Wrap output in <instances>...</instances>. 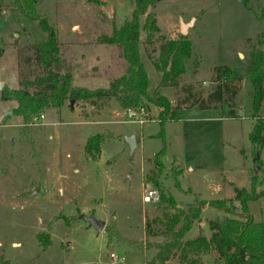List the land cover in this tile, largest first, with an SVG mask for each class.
<instances>
[{
    "label": "rangeland",
    "instance_id": "374dc122",
    "mask_svg": "<svg viewBox=\"0 0 264 264\" xmlns=\"http://www.w3.org/2000/svg\"><path fill=\"white\" fill-rule=\"evenodd\" d=\"M0 4V47L5 48L0 84L18 86L19 47L32 41L43 43L48 33L39 20L16 8L15 0H0ZM134 7L133 0H38L39 12L65 39L61 57L70 62L73 85L108 88L113 78L125 72L127 63L119 57V49L95 46L94 36L110 34L115 26L121 28L132 17ZM155 7L150 11L157 14L163 34L171 37L175 27H181L177 17L181 14L184 23L190 22L186 35L193 42L182 87L175 93L163 88L162 94L180 100L190 94L187 86L191 84L195 87L191 101L206 100L223 82L228 85L225 108L177 109L174 118L162 125L160 107L146 101L150 117L141 125L128 121L126 109L114 98L82 100L74 102L75 110L70 106L47 109L44 119L35 118L25 130L18 118L3 122L12 103L0 99V257L10 264H144L154 250L139 244L164 240L147 234L148 223L156 220L162 225L160 219L176 212L165 202H143L147 181L181 206L194 203L197 197H230L233 190L227 180L246 186L250 168L258 174L259 190H264V149L263 163L256 167L249 141L255 119L247 73L251 51L264 50V45H258L264 32V0H160ZM73 28L85 31L87 37L83 38L88 41L75 37ZM146 36L142 30L140 56L154 99L162 76L153 60L159 57L155 48L162 40L147 43ZM32 63L36 66L34 60ZM226 66L232 70L229 75L216 70ZM231 110L238 118H230ZM261 115L264 117V102ZM206 122L207 126L213 124L212 131L204 126ZM192 124L191 133L203 138L194 148L190 145ZM103 132L110 135L101 153H88V138ZM131 133L137 138L132 155L126 139ZM206 135L213 137L205 140ZM162 149L160 157L157 153ZM200 163L205 168L191 170ZM249 209L256 221L264 222V197L251 201ZM91 215L137 242L109 239L106 227L99 232L82 218ZM225 215L207 205L188 237L210 236L209 221ZM111 253L123 260L114 263ZM215 255H206L205 264H215ZM168 264H180L178 255Z\"/></svg>",
    "mask_w": 264,
    "mask_h": 264
},
{
    "label": "trees",
    "instance_id": "16d2710c",
    "mask_svg": "<svg viewBox=\"0 0 264 264\" xmlns=\"http://www.w3.org/2000/svg\"><path fill=\"white\" fill-rule=\"evenodd\" d=\"M96 1V0H91ZM159 0H133L134 11L132 17L127 19L121 27H114L110 34L103 33L97 38V43L116 46L121 57L126 61L125 72L113 78L108 88L89 89L73 85V73L70 62L61 57V43L56 28L39 12L38 0H15L16 8L33 20H39L43 29L48 33L47 41L19 47L18 59L22 66L20 71V88L3 84L0 91L1 101H12L16 106L7 109L3 114V122L21 117L25 130L35 118L50 108L60 109L71 100H97L101 98H115L120 106H145L151 101L160 107L159 120L162 125L174 118V108L170 100L162 94L166 87H182V75L186 72V61L193 54V42L189 36L180 34L175 39H166L160 34L155 13L150 11ZM0 4V13H2ZM145 17L144 22L142 18ZM147 32L146 42L153 43L162 40L158 50L159 57L154 58L156 70L161 73V83L156 89L154 99L149 95V76L145 64L140 56L141 32ZM159 34V36H157ZM258 45H264V32L260 35ZM154 49V48H153ZM5 48L0 47V59ZM33 60L35 61L33 66ZM222 75H229V67H217ZM247 73L252 85V104L255 122L249 132L252 155L256 167H261V157L264 149V117L261 109L264 102V50L254 48L249 57ZM221 77V76H220ZM220 79V78H219ZM193 85L188 96H183L181 104L197 105L205 108H218L225 106L224 91L228 85L219 82L209 97L191 101ZM186 89V88H185ZM195 90V87H194ZM228 91V90H227ZM232 95H235L233 92ZM181 97V96H179ZM215 102V103H214ZM236 116V114H231ZM163 133V131H162ZM110 133L103 132L88 138L85 150L88 153L100 154L102 144ZM163 152L157 153L160 157ZM158 163L157 165H161ZM253 168L248 171V184L246 186L233 185V198H214L211 200L196 199L188 206H181L173 197L161 194V202L169 204L176 212L160 219L159 225L155 220L148 223L147 234L160 235L163 241H149L140 243L147 250H154L151 257L144 264H168L178 255L180 264H205V256L215 252V264H264V222L256 221L249 209L251 201L264 197V190H259V178ZM238 203V204H237ZM209 205L211 208L226 213L222 218L209 221L210 236L200 235L189 238L188 233L194 224L202 218L203 209ZM109 239L117 237L124 242L136 243L122 236L114 226H106ZM0 264H10L7 259L0 257Z\"/></svg>",
    "mask_w": 264,
    "mask_h": 264
},
{
    "label": "crops",
    "instance_id": "0c3cea01",
    "mask_svg": "<svg viewBox=\"0 0 264 264\" xmlns=\"http://www.w3.org/2000/svg\"><path fill=\"white\" fill-rule=\"evenodd\" d=\"M160 2V0L158 1V3ZM158 3L156 4V6L158 5ZM156 8V7H155ZM155 13V12H154ZM155 15H156V18H157V24H158V26H159V28H160V34L161 35H163V36H165V38L166 39H175V38H177V33L179 34V31H180V33L182 34V32H181V28L182 27H179V26H176L175 27V33H173L172 35H171V37H167V35H165V34H163L162 33V27L160 26V24H159V18L157 17V14L155 13ZM178 19L181 21V25H182V22L184 23V18L181 16V14H178ZM190 17H192L193 19L192 20H194L195 22H197V17L195 16V15H191ZM190 23V22H189ZM77 27V26H76ZM72 31H74L73 32V34H75L76 36L75 37H77L78 39L80 38V39H84V40H86V41H88L87 40V38H83V37H87V34L85 33V31H82L81 30V28H78V29H72ZM57 34H58V39H59V41H60V43H61V48L63 47V41H65V39H61V37H62V35H61V32L58 30L57 31ZM107 34H109V33H107ZM96 35V34H95ZM101 34H99V35H96V36H94L95 37V39L97 40V38L100 36ZM61 36V37H60ZM34 42H37V41H32V42H29V43H27V44H25V45H28V44H32V43H34ZM85 44V43H84ZM86 45V44H85ZM94 45V44H93ZM97 45H101V46H105V47H107V48H113L112 46H110V45H107V44H96L95 46H97ZM112 51H114V49H111ZM61 55L63 56V53H62V49H61ZM120 58H121V56H119ZM17 61H18V73L20 74V71H21V68H22V66L20 65V63H19V59H18V54H17ZM18 84V86H15V85H11L10 83H9V86H11V87H14V88H20L21 86H20V83H17ZM3 85V84H2ZM168 88H170V89H172L173 90V93H175L176 92V88H174V87H168ZM178 97H179V95H178ZM169 100H170V102L172 103V105H173V108H174V112L176 113V110L177 109H193V110H196V109H202V108H200V107H198L197 105H190V104H183L182 106H180V107H176L177 106V104H176V102H177V96L176 95H174L173 97H167ZM102 99H105V98H102ZM107 99H109V98H107ZM115 99V98H114ZM89 100H91V99H89ZM97 100H99V99H97ZM80 101H82V100H79V101H77L78 103H80ZM93 101H96V100H93ZM107 101V100H106ZM117 101V100H116ZM6 102H11L12 104V106H10V107H8L7 109H9V108H12V107H14V106H16V103L15 102H12V101H6ZM65 106H70L73 110H75V108H76V105L74 106V104L72 105L71 104V101L70 102H67L65 105H63L61 108H63V107H65ZM94 106H96V104H94L93 105V107ZM119 106H120V104H119ZM120 107H122V106H120ZM214 107H210V108H205V109H213ZM224 109L225 108V106H221V107H218V109ZM6 109V110H7ZM54 109H57V108H54ZM57 110H60V109H57ZM175 113H174V116H175ZM230 114H235V112H234V110H231V113ZM46 117V116H45ZM16 118H18V119H20L21 121H23L22 120V118L21 117H16ZM228 118H229V116H228ZM230 118H238L237 117V115L234 117V116H232V115H230ZM14 119V118H13ZM195 123H198L197 121L195 122ZM207 123L208 122H206L205 123V127L206 128H209L211 131L213 130V124H210V126H207ZM210 123H212V120L210 119ZM199 125H202V124H200L199 123ZM192 126H193V124L192 125H190V133H191V128H192ZM132 134V133H131ZM213 136L212 135H210V136H207L206 135V137H204V139L205 140H207L208 138H210V140H211V138H212ZM203 139V138H202ZM202 139L201 138H199L198 137V135H196V134H193V133H191V135H190V145H191V148H194V147H196L197 145H198V143L199 144H201L202 143ZM193 158V157H192ZM202 163H203V160H202ZM202 169V168H205L204 167V165H202L201 163L200 164H198L197 165V167H193L191 170L192 171H196V170H198V169ZM227 182L228 183H230L231 184V186H232V190H233V185H237L235 182H232V181H230V180H227ZM247 184H248V182H247ZM246 184V185H247ZM239 186V185H238ZM245 186V185H244ZM240 187H242V186H240ZM234 197V192H233V194L230 196V197H228V198H233ZM198 198V197H197ZM215 257H216V255H215ZM206 259V258H205ZM208 259V258H207Z\"/></svg>",
    "mask_w": 264,
    "mask_h": 264
},
{
    "label": "built area",
    "instance_id": "2783aa9c",
    "mask_svg": "<svg viewBox=\"0 0 264 264\" xmlns=\"http://www.w3.org/2000/svg\"><path fill=\"white\" fill-rule=\"evenodd\" d=\"M126 115L128 121L139 123L141 125L146 123L150 117V113L145 106L129 107L126 109ZM44 117L45 115L41 114L37 119H44ZM142 200L146 204L158 203L161 200V192L151 182L147 181L143 184ZM110 257L114 260V263L123 260V258L118 257L115 253H111Z\"/></svg>",
    "mask_w": 264,
    "mask_h": 264
},
{
    "label": "water",
    "instance_id": "95a60500",
    "mask_svg": "<svg viewBox=\"0 0 264 264\" xmlns=\"http://www.w3.org/2000/svg\"><path fill=\"white\" fill-rule=\"evenodd\" d=\"M106 13L109 14L108 12V6L106 7ZM190 25V23H183L181 25V32L183 35L187 34V27ZM2 88V84H0V91ZM75 100H71V104L73 105ZM127 141L129 143L130 147V154L132 155L137 147V138L134 134L127 136ZM85 220L89 221L99 232H102L105 227H106V222L101 219H97L94 215L91 216H82Z\"/></svg>",
    "mask_w": 264,
    "mask_h": 264
}]
</instances>
